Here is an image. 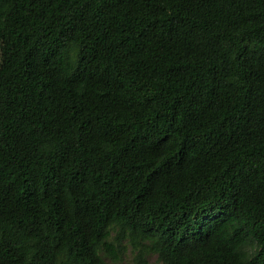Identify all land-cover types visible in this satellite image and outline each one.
<instances>
[{
    "label": "trees",
    "instance_id": "trees-1",
    "mask_svg": "<svg viewBox=\"0 0 264 264\" xmlns=\"http://www.w3.org/2000/svg\"><path fill=\"white\" fill-rule=\"evenodd\" d=\"M264 264V0H0V264Z\"/></svg>",
    "mask_w": 264,
    "mask_h": 264
},
{
    "label": "rangeland",
    "instance_id": "rangeland-1",
    "mask_svg": "<svg viewBox=\"0 0 264 264\" xmlns=\"http://www.w3.org/2000/svg\"><path fill=\"white\" fill-rule=\"evenodd\" d=\"M132 253L130 252V250H127L120 258L119 261L117 262H112L110 260H107V264H132ZM148 262L149 264H161L159 261L156 260L155 255H150L148 257Z\"/></svg>",
    "mask_w": 264,
    "mask_h": 264
}]
</instances>
